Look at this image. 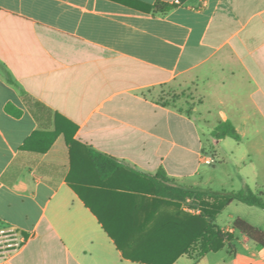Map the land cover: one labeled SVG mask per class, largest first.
Returning <instances> with one entry per match:
<instances>
[{
    "label": "crops",
    "instance_id": "obj_1",
    "mask_svg": "<svg viewBox=\"0 0 264 264\" xmlns=\"http://www.w3.org/2000/svg\"><path fill=\"white\" fill-rule=\"evenodd\" d=\"M128 1L177 7L155 16ZM159 88L197 104H162ZM56 114L78 126L83 145L138 174L164 170L171 187L214 190L203 162L211 147L236 169L230 190L264 188V0H0V230L26 239L0 264H141L105 227L124 233L153 216L151 228L181 207L157 203L144 178L123 189L96 183L82 198L68 183L63 135L45 154L21 150L54 130ZM226 122L241 141L215 138ZM250 212L264 232V216ZM174 264H264V247L237 235L232 247Z\"/></svg>",
    "mask_w": 264,
    "mask_h": 264
},
{
    "label": "trees",
    "instance_id": "obj_2",
    "mask_svg": "<svg viewBox=\"0 0 264 264\" xmlns=\"http://www.w3.org/2000/svg\"><path fill=\"white\" fill-rule=\"evenodd\" d=\"M126 4L155 16L165 15L177 7L176 4L164 2H157L153 6L134 1H128ZM3 70L9 75L8 71L4 68ZM77 131V125L56 114L54 130L36 131L25 141L21 150L45 154L57 138L63 135L72 160L68 183L82 198L86 188L96 183L102 187L120 188L125 187V181L144 178L155 185V195L163 199L157 203L169 201V204L180 208L182 203L191 200L201 208L199 215L183 212L177 216L162 215L155 220L151 228L148 226L153 216H149L145 225L141 227L131 219L124 233L114 234L105 227L123 253L124 259L141 264H174L181 257L187 256L197 261L210 253H218L227 247H232L237 232L246 235L256 245L264 247V232L245 219L235 220L234 232L224 231L216 225L220 213L234 202L264 210L263 198L249 186L238 191L171 187L169 186L171 180L164 170L155 176H147L126 169L114 158L103 155L76 140ZM214 136L218 140L231 137L238 142L241 141V136L230 122L220 124Z\"/></svg>",
    "mask_w": 264,
    "mask_h": 264
},
{
    "label": "rangeland",
    "instance_id": "obj_3",
    "mask_svg": "<svg viewBox=\"0 0 264 264\" xmlns=\"http://www.w3.org/2000/svg\"><path fill=\"white\" fill-rule=\"evenodd\" d=\"M155 94L153 97L160 101L162 104L166 105H179L181 106V109L192 112L197 102H195L194 98L190 95L188 91L183 92H177L172 91L167 88H159L158 90L153 91ZM252 144H257L258 140H252ZM233 142V141H231ZM208 154L215 160L214 164L212 166H206L207 173H208V179L210 182H212L211 188L217 191H222L223 189L225 191H232L230 190L229 186V176L234 178L236 180V183L239 184L240 181L236 177V169L233 166H228L225 163L224 158L221 154L214 156L213 149L211 147H208ZM214 169L216 171H214ZM261 172L264 173V169L261 168ZM264 176L261 175L260 179ZM241 187V186H238ZM259 190H253L256 194H259L263 200H264V188L263 186H259ZM239 188H236L235 191H238ZM182 208V209H181ZM180 212L186 213V214H192V215H199L201 213V208L197 205H195L192 201L189 203H186L185 205H181ZM196 209V210H193ZM191 210V211H190ZM193 210V211H192ZM254 210L255 212H258L264 216V210L257 208V207H250L243 203L235 202L230 208H225L220 215L217 217L216 225L223 229L224 227L231 225L232 221L235 222L236 219L245 217L246 220L249 223H260L261 217L251 213L250 211ZM233 216V217H232ZM234 219V220H233ZM253 225V224H252ZM255 226V225H254ZM237 235L243 236L240 232H237ZM243 240V238L241 239ZM235 244L237 247L242 250V241H236ZM182 260H189L187 258H184Z\"/></svg>",
    "mask_w": 264,
    "mask_h": 264
},
{
    "label": "built area",
    "instance_id": "obj_4",
    "mask_svg": "<svg viewBox=\"0 0 264 264\" xmlns=\"http://www.w3.org/2000/svg\"><path fill=\"white\" fill-rule=\"evenodd\" d=\"M203 162L205 164L212 165L215 160L211 157L203 155ZM190 201L191 200H189V202ZM189 202L187 201V203ZM25 242V237L19 235L13 230H0V260L8 259L17 253L23 247Z\"/></svg>",
    "mask_w": 264,
    "mask_h": 264
}]
</instances>
